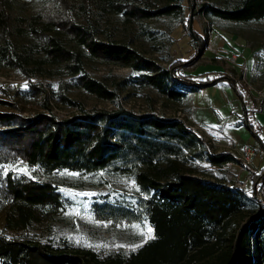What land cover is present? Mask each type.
Here are the masks:
<instances>
[{
  "label": "trees",
  "instance_id": "1",
  "mask_svg": "<svg viewBox=\"0 0 264 264\" xmlns=\"http://www.w3.org/2000/svg\"><path fill=\"white\" fill-rule=\"evenodd\" d=\"M9 2L0 0V68L28 79L58 76L60 81L46 87L29 83L13 94L2 90L12 100L0 99L8 108L0 110V167L20 161L33 168V175L0 172V206L7 228L25 230L61 211L54 174L104 172L131 179L145 196H138L130 207L96 204V217L135 221L141 211L153 227V237L126 257L114 255L101 262L90 252L73 254L1 236L0 264H192L203 259L208 264H264V210H259L253 189L210 179L216 176L195 167L197 162L217 169L239 164L235 154L210 151L185 119L159 114L152 104L150 110L135 112L116 103L124 93L142 94L153 102L151 92L163 103L180 104L220 79H227L244 100L226 76L191 77L174 63L164 65L147 56L133 43L101 35L98 19L107 13L120 15L149 35L146 21L181 16V6L146 7L139 0H48L37 10L19 11ZM201 9L207 16L235 22L264 18V0H240L233 8L203 4ZM90 62L126 67L130 74L98 79L87 72ZM63 77L69 79L62 81ZM72 90L115 106L87 110L71 96ZM29 100L43 111L21 115ZM52 103L75 112L59 119L50 112ZM239 124L251 130L254 144L264 151V135L249 110ZM252 173L256 182L264 177V168ZM245 209L254 214L246 225L230 232Z\"/></svg>",
  "mask_w": 264,
  "mask_h": 264
},
{
  "label": "rangeland",
  "instance_id": "2",
  "mask_svg": "<svg viewBox=\"0 0 264 264\" xmlns=\"http://www.w3.org/2000/svg\"><path fill=\"white\" fill-rule=\"evenodd\" d=\"M10 1L11 7L19 11H34L42 8L48 2V0ZM139 1L142 2V6L155 8L179 5L183 13L181 16L165 15L146 21L145 27L151 32L149 35H142L139 25L127 23L120 15L107 13L98 19L101 35L133 43L140 47L147 56L161 60L164 65L174 63L180 73L191 77L204 78L208 75L218 80L226 76L231 79V81L229 80L230 83L235 85L236 89L243 95L244 100L239 98L227 79H220L216 84L203 89L209 91L215 87L226 92V95L232 91L242 110L240 120L244 113L252 108L253 103L259 113L263 106L264 95L258 96L253 91L264 89V18L250 22H235L207 16L205 10L201 9L203 4L233 8L240 0ZM97 9L100 11L99 8ZM195 35L200 40H196ZM202 46L203 51H200ZM245 53L247 54L245 55ZM247 58L253 61L251 67L246 64ZM212 69L216 73H212L214 72ZM195 71H207L208 74H201L202 76L199 77L193 75ZM87 72L95 78L104 79L108 75L124 77L130 74V69L101 62H90L87 66ZM67 79L69 78H61L62 81ZM59 81L58 76H35L28 79L13 70L0 68V99L12 100L5 91H2L3 89L13 94L16 89L27 88L29 83L46 87L48 84H56ZM70 93L76 100L81 101L87 110L110 109L115 106V103L96 100L78 90H72ZM195 93L192 94H195V98H197L200 92ZM149 94L155 101H148L142 94L126 95L124 93L116 100V103L135 112L150 110L152 104L159 114L185 119L202 136L210 151H229L235 154L236 158L240 156L242 148L226 137L220 128L211 129L191 121L189 99L180 104L163 103L162 99L154 93L149 92ZM246 94L250 96L252 101L246 99ZM228 106L220 112L217 111V125L219 127H222L223 123H230L226 111L230 112L233 109L231 100ZM2 109H8L7 105L3 106L0 103V110ZM9 110L13 111L12 108ZM37 111L42 112L43 109L38 108L33 100H29L24 103V109L20 114L28 116ZM50 112L57 118L64 119L73 114L75 109L52 103ZM234 123H231L227 129L238 131L239 135L243 133L241 142L253 143L255 141L251 130L246 125ZM251 146L254 155L248 167L239 161V164H228L219 169L210 167L204 162L195 163V167L200 172L216 176L210 177V179L223 180L235 186L245 184V189L250 191L255 185V176L252 171L261 172L262 167L264 168V151H261V147L257 144L253 143ZM32 170L33 168H29L20 161L2 164L0 167V172L3 174L11 171L14 174L33 175ZM51 178L62 197L63 207L61 211L47 221L33 224L25 230L13 231L7 228L4 220L5 210L3 206H0V237L37 242L73 254L90 252L101 262L114 255L126 257L153 237V227L141 211L138 212L135 221L122 218L99 219L95 215L94 206L96 204L109 202L130 207V203L134 202L138 196H145L138 191L131 179L111 176L104 172L93 176H84L75 172H61L54 174ZM258 205L259 210H262L263 207L259 203ZM244 212L246 213L238 215L234 219L233 225L229 229L230 232L240 229L244 224L246 225L254 214L253 211L250 212L246 209ZM207 260H196L192 264H208Z\"/></svg>",
  "mask_w": 264,
  "mask_h": 264
},
{
  "label": "crops",
  "instance_id": "3",
  "mask_svg": "<svg viewBox=\"0 0 264 264\" xmlns=\"http://www.w3.org/2000/svg\"><path fill=\"white\" fill-rule=\"evenodd\" d=\"M247 53H245L246 55ZM253 61L250 58H247L246 64L252 65ZM212 65V64H209ZM208 66V65H207ZM214 71V69H212ZM210 73V72H209ZM212 73H216L215 71ZM218 73V72H217ZM201 74H208L207 71H195L193 75L201 77ZM227 89V88H226ZM200 93L197 95L198 97L195 98V94H192L189 97V102L191 105V121L195 124L211 128V129H218L220 128L222 133L233 140L240 148H243L245 145L251 146L253 143H244L242 141L241 133L239 135L238 131H230L227 129L231 123L235 122L237 125L240 122V116L242 114V110L240 107L237 98L235 97L234 93L230 91V94L224 92L223 90H218V88L213 87L209 91L202 89L199 91ZM247 96V94H246ZM203 101H200L202 100ZM246 99H252L248 95ZM230 100L233 102V109L230 112L226 111L227 118H229L230 123H223L222 127H219L217 124V111L226 108L230 103ZM253 103V102H252ZM262 109L257 112L258 109L255 108V104L253 103L252 108L249 109V114L251 115L255 125L259 127L261 135H264V102L262 103ZM229 107V106H228ZM219 115V114H218ZM234 123V124H235ZM227 129V130H226ZM252 147V146H251Z\"/></svg>",
  "mask_w": 264,
  "mask_h": 264
},
{
  "label": "built area",
  "instance_id": "4",
  "mask_svg": "<svg viewBox=\"0 0 264 264\" xmlns=\"http://www.w3.org/2000/svg\"><path fill=\"white\" fill-rule=\"evenodd\" d=\"M235 59V57L233 56ZM254 90V89H253ZM253 93H256L258 96H263L264 95V89L253 91ZM254 155V151L252 150V147L249 145H245L242 150L240 156L237 158V160L244 166L248 167L252 161ZM240 189H245V184H239L236 185ZM253 191H254V197L256 201L263 207L264 209V177L259 178L256 182L255 185L253 186ZM262 209V210H263Z\"/></svg>",
  "mask_w": 264,
  "mask_h": 264
}]
</instances>
